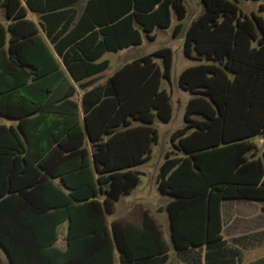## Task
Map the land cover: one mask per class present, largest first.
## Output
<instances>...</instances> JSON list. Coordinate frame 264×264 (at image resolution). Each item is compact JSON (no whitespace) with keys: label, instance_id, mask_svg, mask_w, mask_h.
I'll use <instances>...</instances> for the list:
<instances>
[{"label":"trees","instance_id":"1","mask_svg":"<svg viewBox=\"0 0 264 264\" xmlns=\"http://www.w3.org/2000/svg\"><path fill=\"white\" fill-rule=\"evenodd\" d=\"M81 1L0 0V56L18 68L6 69L11 83L0 76V116L9 107L5 101L26 98L24 91L32 94L47 74L42 57L48 50L36 40L41 29L79 82L107 70L106 52L140 45L143 36L154 40L156 28L171 25L172 12L177 36L186 15L183 0H85L79 9ZM202 2L184 39V54L200 61L179 76L192 94L185 124L172 133L176 151L166 153L158 177L160 192L170 196V241L141 203L107 224L121 197L141 182L134 168L151 158L155 119L173 115L162 87L173 67L174 52L166 46L126 63L109 77L107 94L83 101V124L76 118L74 127L60 131L58 120L37 119L47 123L38 136L45 148L32 152L16 133L0 131V247L10 264H116L115 250L125 264H165L172 249L193 264H227L229 253L230 264H243L250 238L244 234L240 247H229L221 204L264 201V143L259 149L253 141L264 139V16L244 13L238 0ZM36 111L50 112L39 103ZM66 219L61 250L56 242ZM246 264H264V255Z\"/></svg>","mask_w":264,"mask_h":264},{"label":"rangeland","instance_id":"2","mask_svg":"<svg viewBox=\"0 0 264 264\" xmlns=\"http://www.w3.org/2000/svg\"><path fill=\"white\" fill-rule=\"evenodd\" d=\"M85 0H82L83 4ZM186 7V15L181 21L183 24L182 31L177 35H173L174 27L177 23L175 14L172 12V22L168 28H156L153 33L156 34L154 40H149L143 36V43L133 49L124 50L123 52L114 53L108 52L104 58L110 60V66L107 70V75L116 70L124 61L132 59L134 56L149 54L162 47H171L173 49V67L171 71L170 80L163 79L162 87L170 94L171 103L173 106V115L170 121H162L159 118L155 119L154 126L158 130V141L152 145V154L149 161L139 167L140 170L146 172L145 176H142V182L137 186V189L133 194L124 196L122 200L117 203L116 214L123 212L128 203L141 201L146 206L161 210L165 207L166 202L170 199V196L160 192L156 178L159 172V167L165 159L166 153L176 151L173 142L171 141L172 133L183 127L185 124L184 113L185 107L192 96L189 90L182 88L179 84V76L183 69L195 65L200 61L187 57L184 54V39L185 32L192 20L200 15L203 11L202 0H183ZM240 8L251 16V12L255 11L258 14L264 16V11H260L259 7L264 4L263 0H238ZM36 17V16H35ZM157 62L162 66V61L156 58ZM2 121V120H1ZM257 143L259 149L262 148L264 139L256 137L253 139ZM255 208V209H254ZM165 212V210L163 209ZM224 211L231 215L226 216L225 228L223 231L224 238L227 240L229 247H240L241 236L248 234L251 248L243 253V264H246L252 260H255L264 255V201L263 200H240L229 199L224 202ZM160 212V211H159ZM161 217L163 229L166 237L170 241L169 230L167 225L166 213ZM115 214V216H116ZM246 215L248 221L247 225L251 226L247 229L245 221L239 220L238 216ZM241 227V228H240ZM240 243V244H239ZM172 260L167 264H175L174 250H171ZM229 262H231L230 255ZM0 257L5 259V253L0 247ZM227 261V264H230ZM5 264H9L7 259L4 260Z\"/></svg>","mask_w":264,"mask_h":264},{"label":"crops","instance_id":"3","mask_svg":"<svg viewBox=\"0 0 264 264\" xmlns=\"http://www.w3.org/2000/svg\"><path fill=\"white\" fill-rule=\"evenodd\" d=\"M81 2H79L78 4L79 9H82V6L84 4V3L81 4ZM28 16L29 18L33 19L37 24L39 23V19L37 16L35 17V14L29 13ZM0 18L3 22H5L4 11L2 9H0ZM36 40L38 43H40L41 46L44 45L49 52L48 53L47 51H45L44 52L45 55L42 57V60L44 59L46 60V63H43L42 69H46L45 71H47V74L43 76L39 81L36 82V84L33 87L34 89H33L32 94L30 93L29 90L24 91L26 98H21L19 96L15 97L12 95V97L9 100L5 101V104L7 103L9 105L8 107L9 109L8 108L6 109L5 111L6 114L0 116V125L4 126V128L0 129V131L5 132L7 130V131L16 133L22 139L23 144L22 143L21 144L24 145L25 148L30 149L32 152L45 148L47 144L46 142L38 141L39 130L45 129L47 126V123H44V121H38L37 119L41 118V119L58 120L59 121L58 128L60 131H63V129L66 127H67L66 129L68 128L70 129L74 127L73 125H74L76 118H78L79 122H82L83 124L84 123L83 101H85V103H88L91 99H94L99 94L98 92L101 90H103L104 92L103 94H107L109 77L116 70L124 66L126 63H129L133 59L142 56L139 54V56H134L132 59L124 61L116 70H114L109 75H107L106 73L107 70L109 69L108 67L107 70L103 71L102 73L96 74L95 76H92V77H89L82 81L77 82L68 72L65 65L62 63L61 58L58 57L55 51L53 50L52 45L50 44L48 38L45 35V32L42 29L39 34V37ZM140 45H137V46H140ZM137 46H131L123 50H120L119 52H123L124 50L133 49ZM104 56L101 58V60H108L109 66H110V60L104 58ZM51 58H55L56 62L54 63L53 61H51ZM3 60L5 61V63L3 62ZM6 69H13V70L18 71V68L15 69V67H11V65L7 63V59L5 60L3 57L0 56V76L6 82L11 83L12 78L6 74ZM48 69H51V72H49ZM73 102H75V104ZM38 103L40 104V106L46 107L50 112L36 111V107H38ZM75 107H77L78 111H76ZM65 118L72 119L71 125H66L62 123L63 119ZM21 119H23L22 121V124L24 127L23 129L21 128V126H19ZM59 130H58V133H60ZM24 134H26L30 140H27ZM4 142H6V140H4ZM12 144H13L12 142H8L6 145L10 146ZM72 144L73 143L71 142H67L64 146L69 148L72 146ZM141 165L135 167L134 169L141 173V182H142V176H145L146 172L139 169ZM161 165L159 167V172L156 178L157 186H158V177H159ZM53 182L55 184H59V178H54ZM62 188L65 193L69 192L67 188L63 186ZM136 189L137 187L133 189L129 194L123 195L117 203H119L124 196L133 194ZM169 200L166 202L165 207H163L161 210H156V208L146 206L141 201H136V199L134 198V201L128 203V205L124 208L121 214L120 212L116 214V211H115L112 215H107V224L110 226L113 219L119 218V217H122L128 214L130 210L136 204L141 203L148 210L149 214L153 216V218L157 220L161 226H163L161 222V217L163 215V212H164L163 209H164L165 210L164 214L166 213L167 225H168L167 204ZM228 200L229 199L223 200L221 204L223 231L225 228V222L228 219V218L226 219V216L231 215L230 213L228 214V212L226 214L224 211V202ZM235 200L240 201V200H246V199H235ZM250 201H253V200H250ZM116 210H117V207H116ZM238 219L245 221L246 226L244 228L247 227L248 229L251 227L247 225L248 219L246 215L241 216V217L238 216ZM67 229H68V220L66 219L59 225V237L56 242V246L60 248L61 250H65L66 248ZM249 233L251 232H248L246 234H249ZM111 237L113 239L112 233H111ZM251 246L252 245L248 246V248L243 249V252L250 249ZM202 250L205 251V246H203ZM174 253H175V257H174L175 264H193L189 261L185 262L181 260L178 256H176L175 251ZM5 256H6L5 259L1 257L3 259V264H5L4 260L6 259L9 263L6 253H5ZM114 258H115L116 264H125L121 262L120 256L117 250H115L114 252ZM171 260H172V257H170L167 263H169ZM202 264H205L204 259L202 261Z\"/></svg>","mask_w":264,"mask_h":264}]
</instances>
